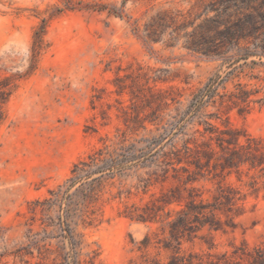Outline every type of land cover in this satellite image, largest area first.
<instances>
[{"label":"rangeland","instance_id":"obj_1","mask_svg":"<svg viewBox=\"0 0 264 264\" xmlns=\"http://www.w3.org/2000/svg\"><path fill=\"white\" fill-rule=\"evenodd\" d=\"M220 1L0 0V264H264V148L222 139L264 145V56L218 90L260 102L178 126L230 70L193 47ZM101 148L145 155L95 172Z\"/></svg>","mask_w":264,"mask_h":264},{"label":"trees","instance_id":"obj_2","mask_svg":"<svg viewBox=\"0 0 264 264\" xmlns=\"http://www.w3.org/2000/svg\"><path fill=\"white\" fill-rule=\"evenodd\" d=\"M256 0H221V10L215 18H211L205 22V27L201 32V39L195 44L194 50L205 55H214L222 60L223 65H228L230 70L225 76L216 74L208 83L200 89L193 97L185 114L178 122L180 128L188 121L199 117L202 110L209 105L220 106H244L251 102H260L261 99L253 100L252 97L260 93V90H248L247 85L238 83L230 93L220 95L218 90L225 85L230 79H233L240 72L236 64L242 59H248L250 56H264V11L263 5L255 6ZM264 3V2H263ZM45 27H41L35 33V41L33 45L34 57L43 47V36ZM250 41L251 45L241 47V40ZM245 69V68H243ZM244 71V70H241ZM253 77V76H252ZM219 97V98H217ZM210 126L211 124L208 123ZM207 131V130H206ZM223 134L233 132L230 130L222 131ZM232 142L228 138H222L229 145H235V148L246 150L247 152H260L264 145L262 141L248 139L247 145H241L239 138L235 135L230 136ZM255 143L256 145H253ZM190 147L186 146V152L190 151ZM232 154H239V149L231 150ZM143 153V152H142ZM145 154H136L130 148H127L120 156H115L108 148L99 149L89 156L91 164L95 172L109 171L112 174L121 173L126 169L129 162L139 161ZM177 155V154H176ZM256 158L261 159L260 155ZM124 159V160H123ZM80 165H87L86 161H82L75 165L73 175H78L81 171ZM175 264V263H170Z\"/></svg>","mask_w":264,"mask_h":264}]
</instances>
